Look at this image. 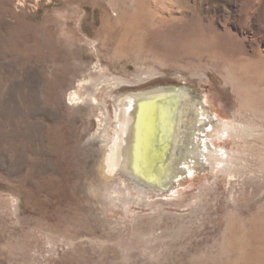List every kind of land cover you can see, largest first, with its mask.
<instances>
[{
  "label": "rangeland",
  "instance_id": "1",
  "mask_svg": "<svg viewBox=\"0 0 264 264\" xmlns=\"http://www.w3.org/2000/svg\"><path fill=\"white\" fill-rule=\"evenodd\" d=\"M93 67L195 89L243 130L211 143L232 169L113 171L107 89L70 100ZM263 141L264 0H0V264H264Z\"/></svg>",
  "mask_w": 264,
  "mask_h": 264
},
{
  "label": "bare ground",
  "instance_id": "2",
  "mask_svg": "<svg viewBox=\"0 0 264 264\" xmlns=\"http://www.w3.org/2000/svg\"><path fill=\"white\" fill-rule=\"evenodd\" d=\"M122 86V82L93 67L70 93L74 103L97 107L100 94L107 89L103 104L107 112L102 113L103 120L99 123L114 117V138L110 139L111 147L107 146L108 164L113 171H124L137 181L135 185L141 191L147 185L165 196L180 179L193 172V167L200 171L216 166L232 169V160L226 159V154L214 149L211 143L225 136L240 137L243 130L234 123L218 119L195 89L182 85L123 91ZM180 87L190 92H178ZM101 142L94 140L98 146ZM105 175L112 177V174Z\"/></svg>",
  "mask_w": 264,
  "mask_h": 264
},
{
  "label": "water",
  "instance_id": "3",
  "mask_svg": "<svg viewBox=\"0 0 264 264\" xmlns=\"http://www.w3.org/2000/svg\"><path fill=\"white\" fill-rule=\"evenodd\" d=\"M184 88H185V87H180V88L177 89V91H178V92H183V93H185V92H190V89H188V88H185V89H184Z\"/></svg>",
  "mask_w": 264,
  "mask_h": 264
}]
</instances>
